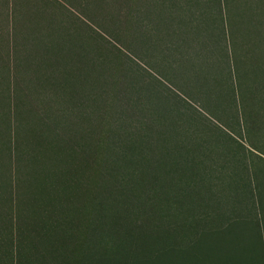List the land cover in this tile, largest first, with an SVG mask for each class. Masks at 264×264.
<instances>
[{"label": "rangeland", "instance_id": "obj_1", "mask_svg": "<svg viewBox=\"0 0 264 264\" xmlns=\"http://www.w3.org/2000/svg\"><path fill=\"white\" fill-rule=\"evenodd\" d=\"M216 5L212 0H0L3 221L10 217L4 216L16 192L12 132L23 138L25 149L30 124L49 114L66 116L71 127L61 135L76 137V146L83 143L79 134L106 139L103 131L124 128V122L133 132L128 120L133 118L178 150L188 165L201 158L215 174L222 168L223 175L236 167L258 203V193L264 195V70L249 65V74L243 73L231 51V19ZM40 39L47 44L44 53L45 45L36 49ZM246 45L239 42V58ZM39 55L57 66L78 65L74 77L83 79L91 93L85 104L83 91L76 95L80 102L69 103L64 88L54 96L41 83L30 87L35 72L51 73L36 59ZM4 228L0 224L1 237L9 232Z\"/></svg>", "mask_w": 264, "mask_h": 264}, {"label": "trees", "instance_id": "obj_2", "mask_svg": "<svg viewBox=\"0 0 264 264\" xmlns=\"http://www.w3.org/2000/svg\"><path fill=\"white\" fill-rule=\"evenodd\" d=\"M214 1L231 19V51L243 73L249 65L264 70V0H239L238 8V0ZM41 40L36 49L45 45L44 53ZM239 42L247 44L240 58ZM42 61L51 73L35 72L30 87L41 83L54 96L64 88L69 103L80 102L83 91L85 104L91 93L74 77L78 65ZM64 116L49 114L39 126L33 121L25 149L12 132L16 192L4 216L10 220L0 214L9 231L0 235V264H264V195L253 203L236 167L216 175L201 158L188 165L133 118V132L124 122L103 131L106 139L81 133L76 146V137L61 135L71 127Z\"/></svg>", "mask_w": 264, "mask_h": 264}, {"label": "crops", "instance_id": "obj_3", "mask_svg": "<svg viewBox=\"0 0 264 264\" xmlns=\"http://www.w3.org/2000/svg\"><path fill=\"white\" fill-rule=\"evenodd\" d=\"M196 1V0H195ZM200 1V0H199ZM174 45V44H173ZM175 45H182L181 41H175ZM136 47H138V41L136 42Z\"/></svg>", "mask_w": 264, "mask_h": 264}]
</instances>
